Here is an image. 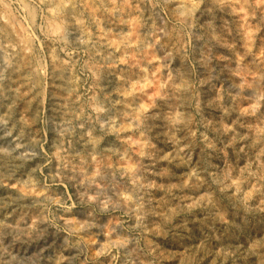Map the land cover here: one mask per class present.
Here are the masks:
<instances>
[{
	"label": "rangeland",
	"instance_id": "374dc122",
	"mask_svg": "<svg viewBox=\"0 0 264 264\" xmlns=\"http://www.w3.org/2000/svg\"><path fill=\"white\" fill-rule=\"evenodd\" d=\"M0 264H264V0H0Z\"/></svg>",
	"mask_w": 264,
	"mask_h": 264
}]
</instances>
